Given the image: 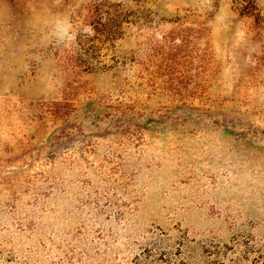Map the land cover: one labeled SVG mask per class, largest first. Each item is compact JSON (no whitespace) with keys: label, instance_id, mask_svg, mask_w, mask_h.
Instances as JSON below:
<instances>
[{"label":"rangeland","instance_id":"374dc122","mask_svg":"<svg viewBox=\"0 0 264 264\" xmlns=\"http://www.w3.org/2000/svg\"><path fill=\"white\" fill-rule=\"evenodd\" d=\"M0 264H264V0H0Z\"/></svg>","mask_w":264,"mask_h":264}]
</instances>
